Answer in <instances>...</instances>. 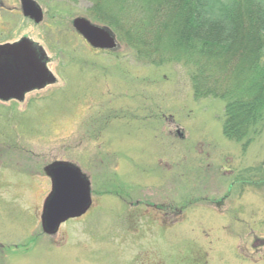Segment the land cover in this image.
<instances>
[{"label":"rangeland","instance_id":"rangeland-1","mask_svg":"<svg viewBox=\"0 0 264 264\" xmlns=\"http://www.w3.org/2000/svg\"><path fill=\"white\" fill-rule=\"evenodd\" d=\"M0 0V45L42 47L56 83L0 101V264H264V130L223 135L225 101L193 96L194 68L150 65L120 41L93 50L73 29L86 0ZM246 143V142H244ZM68 162L93 205L56 236L41 227L44 168Z\"/></svg>","mask_w":264,"mask_h":264},{"label":"trees","instance_id":"trees-1","mask_svg":"<svg viewBox=\"0 0 264 264\" xmlns=\"http://www.w3.org/2000/svg\"><path fill=\"white\" fill-rule=\"evenodd\" d=\"M86 1L136 58L191 65L195 97L226 103L225 138L247 147L264 130V0Z\"/></svg>","mask_w":264,"mask_h":264},{"label":"water","instance_id":"water-1","mask_svg":"<svg viewBox=\"0 0 264 264\" xmlns=\"http://www.w3.org/2000/svg\"><path fill=\"white\" fill-rule=\"evenodd\" d=\"M22 4L25 16L37 23L42 21V12L33 1L22 0ZM73 27L95 49L117 48L114 34L106 27L93 25L85 18L75 19ZM54 81L46 68L43 52L29 40L0 46V100H22L31 90ZM45 172L52 180V193L44 205L42 226L46 233L53 235L62 223L81 217L90 208V182L68 163H54Z\"/></svg>","mask_w":264,"mask_h":264}]
</instances>
